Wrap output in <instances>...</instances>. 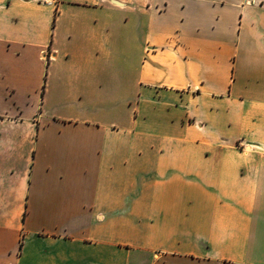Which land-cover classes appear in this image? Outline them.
Returning a JSON list of instances; mask_svg holds the SVG:
<instances>
[{
    "label": "crops",
    "instance_id": "obj_1",
    "mask_svg": "<svg viewBox=\"0 0 264 264\" xmlns=\"http://www.w3.org/2000/svg\"><path fill=\"white\" fill-rule=\"evenodd\" d=\"M0 264H264V0H0Z\"/></svg>",
    "mask_w": 264,
    "mask_h": 264
}]
</instances>
